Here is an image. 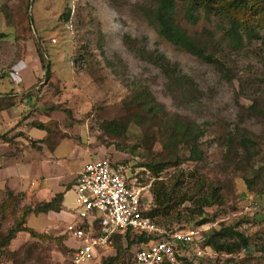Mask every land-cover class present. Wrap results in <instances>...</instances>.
<instances>
[{
	"label": "rangeland",
	"instance_id": "1",
	"mask_svg": "<svg viewBox=\"0 0 264 264\" xmlns=\"http://www.w3.org/2000/svg\"><path fill=\"white\" fill-rule=\"evenodd\" d=\"M141 1L0 0V80L12 78L24 84L21 90L31 87L24 102L15 97L16 130L22 133L20 140L9 145L0 141V164L11 163L13 154L20 163L28 156L29 162H43L41 169L35 164L31 174L21 177L11 168H2L1 175L6 176L8 185L0 183V202L6 197V190L13 189V195L9 210L0 219V241L25 208L52 193H63L64 213L27 216L24 226L49 239L15 233L10 243L0 247V264H70L69 247L75 243L64 229L68 220L65 214L71 215L75 209L71 184L83 164L97 159H106L124 170L141 189L149 208L154 206L150 193L154 181L172 192L173 200L181 194L190 198L178 206L174 204L168 216L153 218L158 227L169 231L175 226H187V219L196 217L193 201L207 196L212 189L216 191L219 198L203 209L209 221L198 230L200 241L191 252L184 253L183 259L191 264H264V255L256 248L226 254L214 252L205 244V236L223 227L229 230L224 237L228 243L234 240V232L242 233L254 244L264 239V121L237 115L240 107L249 106L264 91V47L245 34L240 48L231 47L225 40L217 55L224 66L220 74L157 36L132 8ZM254 18H259L258 12L248 10L242 20L263 35L264 23H257ZM178 21L190 34L203 27L211 29L216 37L219 35V22L213 16L200 17L195 25L187 24L180 16ZM126 35L137 40L138 46L157 50L176 63L179 72L193 81L200 93L196 112L172 107L164 93L163 76L127 51L122 43ZM38 52L48 67L47 78ZM29 69L32 72L27 73ZM136 85L145 86L166 112L189 115L199 126V160H187V151L178 147L177 166L164 167L157 173L155 169L153 173L144 165L159 159L158 143L154 141L148 153L138 127L130 125L120 136L108 135L101 129L103 123L124 114L122 99ZM35 124L43 126L47 151L39 147L43 155L34 158L35 153L39 154L35 150L37 142L27 139ZM241 137L255 144L257 155L249 166L261 170L260 183L253 192L246 190L240 179L243 171L234 169L245 154L239 144ZM68 153L71 155L67 157ZM118 244L123 252L114 264H133L137 247L131 245L126 250L123 239ZM102 253L89 264L113 257L112 242Z\"/></svg>",
	"mask_w": 264,
	"mask_h": 264
},
{
	"label": "trees",
	"instance_id": "2",
	"mask_svg": "<svg viewBox=\"0 0 264 264\" xmlns=\"http://www.w3.org/2000/svg\"><path fill=\"white\" fill-rule=\"evenodd\" d=\"M136 15L140 16L145 23L151 27L157 36L170 44L175 49L195 57L200 62L205 63L220 74L224 71L222 62L217 55L221 51V44L226 40L233 48L242 46V35L247 38H253L260 41L264 47V32L260 35L252 26L244 22L248 10L258 12L259 18H254L257 23H264V0H142L132 5ZM185 19L189 25H195L200 17L213 16L219 22L217 28L219 35L216 37L211 29L203 28L199 31L189 33L178 21V17ZM68 17L66 14L65 19ZM259 20V21H258ZM262 23H261V22ZM224 23L226 24L224 26ZM124 47L135 58L144 61L156 68L163 76V89L166 96L170 98L172 107L196 112L199 105L200 93L195 84L187 76L181 74L176 63H171L167 58L157 50H146L142 45L138 46V41L124 36L122 39ZM42 68L45 71L44 77L49 76L48 67L44 65L42 55L37 53ZM30 92H27L21 99L28 98ZM15 97L0 96V110H6L14 106ZM122 108L124 114L115 120L103 123L101 129L108 135L120 136L122 132L130 125L138 127L143 133L146 151L151 153L152 143L155 141L160 146L159 159L151 161L144 166L156 173L164 167L177 166L178 156L176 150L178 147L187 151V160L197 161L200 158L198 147V138L202 131L199 126L191 119L189 115H179L177 113H168L164 110L162 104L155 102L152 94L145 86L136 85L128 90V94L122 99ZM238 117H251L258 122L264 121V91L252 100L251 104L245 108H239ZM36 129L43 130L41 124H35ZM240 146L244 150V156L240 163L234 165L235 170L243 171L240 179L246 187V190L253 192V188L260 183L261 170L249 166L251 158L257 155L254 149L255 144L246 137H241ZM154 173V172H153ZM248 173L249 176L246 174ZM156 178V175H155ZM6 197L0 202V219L12 203L13 193L6 190ZM150 193L153 198L152 208H148L147 215L150 218L155 216L166 217L169 210L178 204H181L190 198L181 194L173 200L172 192H168L159 181H154L150 187ZM20 196L19 194H17ZM219 198L214 189L210 190L207 196H200L194 202L196 217L188 218L187 226H175L172 231L190 229L192 226L199 227L209 221L204 208H209ZM62 193L55 194L49 201H41L32 207L25 208L22 215L14 220L13 225L8 228L6 235L0 241V247L6 246L10 239L17 232H26L32 238L49 239V236L35 233L26 228L24 222L30 214H46L48 212H59L61 210ZM156 224V223H155ZM192 225V226H191ZM193 227V228H194ZM167 231V228H163ZM229 230L221 228L217 232L205 236V244L214 252H225L226 254L240 253L248 248H256L258 252L264 255V239L256 244L251 242L240 232H234L233 241L228 243L224 237L228 236ZM230 238V237H229ZM125 241L126 250L131 245L137 248L148 241L155 240L156 237L146 234L130 233L126 231L123 236H116L112 239V245L115 247L113 257L99 259L100 264H114L123 252V248L118 244L121 240ZM70 255H71V250ZM1 253V252H0ZM182 264H191L186 258H182Z\"/></svg>",
	"mask_w": 264,
	"mask_h": 264
},
{
	"label": "built area",
	"instance_id": "3",
	"mask_svg": "<svg viewBox=\"0 0 264 264\" xmlns=\"http://www.w3.org/2000/svg\"><path fill=\"white\" fill-rule=\"evenodd\" d=\"M74 219L65 225L70 246V264H89L102 257L112 239L130 233L146 234L155 240L139 246L133 264H180L184 253L198 244V230L165 231L147 215L148 205L121 168L106 159L89 161L77 172L71 187ZM182 264V263H181Z\"/></svg>",
	"mask_w": 264,
	"mask_h": 264
},
{
	"label": "crops",
	"instance_id": "4",
	"mask_svg": "<svg viewBox=\"0 0 264 264\" xmlns=\"http://www.w3.org/2000/svg\"><path fill=\"white\" fill-rule=\"evenodd\" d=\"M29 71L32 72V70L29 69V70H27V73H29ZM25 73H26V70H25ZM33 75L34 74L31 73V76H33ZM0 82H1V84H0V96L1 97L13 96L16 98H20L21 102H24V99H21V96H23L22 94L29 92L30 88H31V87L29 88V86H28V87H25L24 90H21L20 87L21 86L24 87V84L20 85L21 84L20 82H15L12 78L2 79V80H0ZM16 105L17 104H15L13 107L6 109V110H0V141L5 142L8 145H9V143H11V141L20 140V137H21L20 133H22V132H19L18 130H16V125H17L16 121H17V116H18V113L16 112V108H15ZM37 131H39V133ZM44 133H45L44 130H40V129H36V128H32V131L29 132V138L27 139V141H29L30 143L31 142L32 143L37 142L36 145H35V143H34V145L36 147L35 150L37 152H39L38 155H36V153H35L34 158L36 156L43 155L42 151H47V145H46V143L43 142V134ZM5 137H7V139ZM38 143H39V145H38ZM42 146L45 148H44V150H42L40 152L41 149L39 150V147H42ZM70 155H71V153H68L67 157ZM15 157H16V155H14V154L11 155V159L13 161L9 164H3V165L0 164V183H2V186H5V184L8 185V179H5L6 176L1 175L2 168H6V169L11 168V170H14V172H16L18 174L17 177H21V175L25 176V174L29 173V172L31 174L33 169H36V166H35L36 163L31 162V160L29 162L28 159H31V158H29V156L27 159H23V162H21V163L19 161L18 162L15 161ZM0 159H1V157H0ZM41 163L43 164V162H41ZM41 163L36 164L40 167V169H41ZM47 164H50V163L47 162ZM79 169H78V171H79ZM39 176H41L40 178H42V179H43V177L45 178V175H43V174H39ZM74 182H75V179H74V181H72L71 187L74 184ZM2 186L0 187V189L2 188ZM10 191H13V189H11ZM40 193H42V192H40ZM40 193H39V195H41ZM55 194H57V193H55ZM55 194L52 193L49 198H46L43 201H49ZM62 196H63V193H62ZM50 213H52V212H50ZM52 214H55V212H53ZM57 214H58V216L64 214L62 211V205H61V210L59 212H57ZM65 215L68 216L67 217L68 218L67 223L71 222L74 219V215L72 213H71V215H69L67 213ZM11 240H13V238L10 239V241ZM10 241L8 243H10Z\"/></svg>",
	"mask_w": 264,
	"mask_h": 264
}]
</instances>
